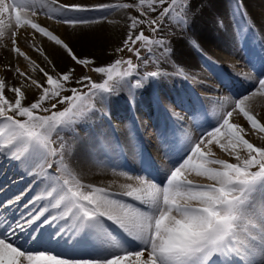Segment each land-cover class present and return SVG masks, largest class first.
<instances>
[{
    "label": "snow or ice",
    "instance_id": "obj_1",
    "mask_svg": "<svg viewBox=\"0 0 264 264\" xmlns=\"http://www.w3.org/2000/svg\"><path fill=\"white\" fill-rule=\"evenodd\" d=\"M130 8H136L143 18L128 17L129 31L123 47L117 51L126 48L147 64L152 46H159L162 56L171 49L163 39H154L143 30L133 33L145 25L155 34L170 17L178 24H187L190 0L96 5L64 4L59 0H0V39L11 31L12 51L30 59L16 46L15 39L17 29L30 26L59 46L76 65L87 69L95 63L93 59L77 56L60 35L32 17L46 15L75 28L93 21L70 13ZM137 44L139 48L135 47ZM141 48L149 53V58L141 56ZM36 50L44 55L42 49ZM31 63L39 67L35 61ZM138 68L131 58L116 59L106 66L92 68L105 77L96 82L88 75L73 81L75 69L71 67L56 75L39 67L46 78L41 83L17 67L15 72L40 90L38 98L28 106L22 103L26 97L23 81L21 86L9 89L15 94L14 100H10L4 94L5 81L0 79V155L28 165L29 173L37 176L43 173L45 165L48 169L55 165L54 173H43L45 187L30 201L33 205L44 202L36 214L29 212L22 217L25 222L0 229V264H264V146L250 142L246 138L248 130L233 122L236 113L253 131L264 134V122L258 119L251 103L256 97H264V77L251 92L231 101V110H222L216 124L198 139L188 138L184 156L164 180L157 181L146 173L122 172L133 182L121 184V191L115 192L85 182L65 161L63 146L57 148L55 138L93 111L96 99L106 100L122 85L142 87V79L131 80ZM160 75L161 71L147 72L145 79ZM73 82L80 87H68ZM64 92L71 95H63ZM58 104L66 107L54 111ZM213 145L235 162L218 158ZM33 167H39L41 172H32ZM193 174L210 183H195L189 178ZM20 199L18 195L5 203L10 205ZM52 210L54 213L43 223H72L75 231L85 233L88 247L56 250L53 245L59 246L63 236L59 231L45 238L34 230L27 240L20 239L18 230L23 232L25 224L30 227ZM106 222L119 230V238L105 227ZM92 237L100 242H93Z\"/></svg>",
    "mask_w": 264,
    "mask_h": 264
},
{
    "label": "bare ground",
    "instance_id": "obj_2",
    "mask_svg": "<svg viewBox=\"0 0 264 264\" xmlns=\"http://www.w3.org/2000/svg\"><path fill=\"white\" fill-rule=\"evenodd\" d=\"M59 2L87 5L101 3L136 4L138 0H59ZM137 12L139 11L136 8H130L79 14L70 13L69 15L93 21L92 23L75 28L57 23L55 20H51L42 14L32 17V19L42 26L48 27L55 34L60 35L62 39L73 47L77 56L93 59L95 63L88 66L87 69L85 68L86 75L90 76L93 81L99 82L103 75L95 73L92 71V68L110 64L111 52L117 45L123 43L129 31L131 21L128 17L137 16L138 18H143ZM149 15L154 17L156 14L149 13ZM246 19L250 21L248 24ZM181 25L184 27L182 30L178 27L175 19H171V17L165 19L162 23L160 34L157 36L158 39H163L166 42V47L171 49L170 53L162 56L161 52L163 50L159 46H154L155 49L158 48L157 52L159 55L156 70L161 71L162 75L148 80L140 75V73L137 74L131 80L134 81L136 78L142 79L144 81L142 87L133 89L127 85H122L106 100L96 99L98 102L103 103L104 108L95 107L93 111L89 112L85 117V121H81V124L84 123L83 131L75 132V130L68 128V136L65 133L62 134L60 147L63 146L64 159L85 182L106 187L115 192L121 191V184L133 182L128 180L127 176L122 175V172L125 171L119 168L120 154L117 152L118 142L115 136L116 132L113 123L109 121L108 117L112 116L113 119H116V111L121 110L124 113V116L122 115L120 118V124L116 123V127L120 128L122 132L121 141L126 146L125 148L130 155L133 158H138L134 147L137 131L135 126L136 120L131 119V108L138 112V117L146 118V120L139 122L141 126H144L145 123L148 125L155 123L156 119L151 120L152 117H157L158 119L162 116H168L166 113L168 109L175 105L179 108L181 104L178 103H182L184 99H189L191 102L196 101L193 98L190 80L194 81L198 79L202 82L200 88L202 86L205 88L206 80H204L203 84V77H205L204 79H208L210 76L206 72L205 67H207L210 73L216 70L215 67L209 66L213 63L210 58L216 60L226 71L228 69L226 65H232L228 62L230 61V58L227 56L229 54L235 56L237 61L245 60V58L249 62L254 60L255 63L253 65L256 67H252V72L258 75V79L253 82L254 86L242 95L251 92L256 87V82L264 77V0H190L188 23ZM142 27L143 25L133 34H138V31L142 30ZM244 33H246L244 39L245 48L261 50L256 60L252 54L246 53L247 56H245L238 51V41H241ZM12 39L11 31L7 32L5 37L0 39V79H4L5 90L9 92L11 100H14L15 94L9 89L21 86V82L23 81L22 90L25 91L26 97L22 103L26 106L38 98L40 90L35 85H31L30 82L28 83L25 77L16 73L15 69L17 67L32 79L45 83L46 78L39 71V67L44 68L52 75H56L66 72L75 63L61 51L59 46H55L47 37L36 33L30 26H26L16 30V46L20 47L23 52L26 51V55L37 63L39 67L37 69L35 67L34 73L32 71L34 69L33 65L26 67L27 64L24 63V60L30 59H25L12 51ZM193 41L196 42L195 45L192 43ZM251 42L255 43L258 49L254 48V46H249ZM36 49H42L44 55H41L40 51ZM199 50L202 53L199 54ZM215 50L220 51L221 54L219 52L216 53ZM45 56L47 59H45ZM169 60L172 64L169 63ZM258 62L263 66L261 68L262 74L257 71H260L257 68ZM249 68L251 69L250 65ZM165 70L167 71L165 72ZM236 70L238 72L241 71L239 69ZM226 74L233 80L235 79L236 75L232 76L231 72L227 71ZM251 74L249 73V75ZM188 76L192 79L187 78ZM214 90L212 91L213 94L218 93L215 87ZM186 92L190 93V95L183 94ZM206 96L215 98L217 95L208 94ZM179 97L181 98L177 103L178 100L176 98ZM233 100L230 99L228 102L229 110H231V101ZM128 101H130V104ZM251 103L258 119L264 122V97H256ZM142 104L144 105L142 106ZM191 116L189 112H183L182 115L187 122L192 120ZM233 116L241 119L236 113ZM153 129L150 126L148 130L145 131V128L142 130L143 133L147 132L149 136H152ZM248 132L250 131L248 130ZM258 137L259 140L256 144L261 139L264 142L263 136ZM263 142H261L262 146H264ZM212 147L213 150H218L217 153L219 154H216L218 158H223L220 157L221 154L223 156L226 155L217 146L213 145ZM41 177L43 178V173ZM194 182L197 183L199 181ZM43 187V179L38 182L36 181L33 185L34 192L42 191ZM262 199L264 198L262 197ZM41 203L43 204L44 202L37 203L33 208H41L38 206ZM97 240V243H99V239Z\"/></svg>",
    "mask_w": 264,
    "mask_h": 264
},
{
    "label": "rangeland",
    "instance_id": "obj_3",
    "mask_svg": "<svg viewBox=\"0 0 264 264\" xmlns=\"http://www.w3.org/2000/svg\"><path fill=\"white\" fill-rule=\"evenodd\" d=\"M241 4H242V3H241ZM137 13H139V12H137ZM137 15H139V14H137ZM250 18H251V17H250ZM171 19H173V18H171ZM51 20H52V19H51ZM246 20H247V19H246ZM170 26H171V25H170ZM178 27H179L181 30L184 29V27H182V25L180 26V24H178ZM160 29H162V25H161V28H160ZM29 30H30V29H29ZM142 30L145 32L146 35H150V36H152L154 39H158L157 36L160 34V31H161V30H159L158 32H156L155 34H153V33H151L150 29H149L147 26H145V25H143ZM122 47H123V43H120V44L117 45L116 48L111 52V55H110V57H111V59H110L111 62H110V63L114 62L116 59L126 60V59H128V58H131L135 64H138V65H139V68L137 69V74L140 73V75H142L143 77H145V74H146L147 72L157 71V70H156V64L159 62V61H158V57H159V55H158V52H157L158 48L155 49V47L152 46V47H153V53H152V55H151L150 58H149V53H148L144 48H141V56H142V57H145V58H149V62H148L147 64H144L142 61L137 60V58L135 57V55H133V53H130L126 48H125L123 51H117V49H120V48H122ZM135 47H138V48H139L140 45L137 44ZM29 51H30V50H29ZM25 52H26V51H25ZM215 52H216V53L219 52V54H221L220 51L215 50ZM200 53H202L201 50H199V54H200ZM205 55H206V54H205ZM227 56H228L229 58L233 59V55H230V54H229V55H227ZM29 58H30V57H29ZM210 59H211L212 61H216V60H214V59H212V58H210ZM31 61H32L31 58H30V60H24V63L27 64L26 67H29V66L33 65V64L31 63ZM170 62H171V61L169 60V63H170ZM215 63L219 65V63H217V62H215ZM170 64H172V63H170ZM36 65H37V63H36ZM33 67L35 68L36 66L33 65ZM122 67H123V68H126L127 65H122ZM200 67H201V66H200ZM37 68H38V67H36V69H37ZM71 68H74V69H75V72H74V74H73V81H75L77 78H80L81 76L86 75V69H85L83 66H79V65H76V64H75V65H72ZM201 69H202V67H201ZM32 71L35 73L34 70H32ZM166 71H167V70H165V72H166ZM23 72H24V71H23ZM173 74H174V73H173ZM39 75H40V74H39ZM134 77H135V76H133L131 79H133ZM104 78H105V77L102 76V79H101V81H99V82H102ZM147 79L149 80L150 78H147ZM26 80L28 81V83L30 82L28 79H26ZM33 87H34V86H33ZM68 87H80V86L77 85V84H75V83L73 82V83L69 84ZM84 90L87 91V89H84ZM205 90H206V89H205ZM4 94H5V96H6L7 98L10 99L9 92H8L7 90H5V93H4ZM63 95H71V93H70V92H64ZM10 100H11V99H10ZM53 102H54V101H53ZM31 103H32V102H31ZM31 103H30V104H31ZM27 105H29V104H27ZM27 105H26V106H27ZM45 106H50V105L46 103ZM64 107H66V105H64V104H58V105H57V108L54 109V111L62 110ZM95 107L104 108L103 103H102V102H98L97 100H95ZM228 110H229V108H228ZM42 114H48V113H42ZM239 116H240V115H239ZM240 117H241V119H237L236 117L233 116V122H235V123H239V124H241L243 127H245L247 130H249L250 132H248L246 138L249 139L250 142L253 141L252 143L255 142L254 144H256V142L259 140V137H258V136H263V137H264V134L253 131V130L250 128V125H248V123L244 120V118H243L242 116H240ZM82 120L85 121V117H84V118H81V119H79V120H77L76 123L73 124L70 128H71L72 130H75V132H82V131H83L82 128H83V125H84V123L81 124V121H82ZM67 129H68V128H67ZM67 129H65L64 131H62V132L60 133V135H59L58 138H55V139H56V146H57V148H60V140H61V136H62V134L65 133V134H67V136H68ZM256 136H257V137H256ZM261 142H263V139H261L260 142H259L258 144H256V145H257V146H262V145H261ZM263 143H264V142H263ZM213 151H215L216 154H219V153H217L218 150H213ZM220 157H223L224 159H229L230 162H235V160H234L233 158H230V157H228L227 155L223 156V154H221ZM23 167H25L24 164H22L21 167H18L17 170L20 172L21 169H22ZM38 168H39V167H38ZM44 168H47L46 165H45ZM27 169H28V166H27ZM49 171H51V172L54 173V172H55V166H53L52 169H49ZM189 178L192 179L193 181H199V182H197V183H200V184H205V182L210 183V181H208L206 178L197 177V176H195L194 174H193L192 176H190Z\"/></svg>",
    "mask_w": 264,
    "mask_h": 264
}]
</instances>
